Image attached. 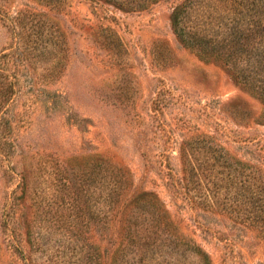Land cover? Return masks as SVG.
Segmentation results:
<instances>
[{
  "label": "rangeland",
  "instance_id": "rangeland-1",
  "mask_svg": "<svg viewBox=\"0 0 264 264\" xmlns=\"http://www.w3.org/2000/svg\"><path fill=\"white\" fill-rule=\"evenodd\" d=\"M182 2L0 0V69L14 88L0 125V264H264L255 225L192 206L183 186V146L192 163L216 149L264 180V102L180 42ZM231 6L195 0L184 18L222 36ZM118 170L125 190L158 197L179 248L137 262L126 244L112 257L100 191ZM83 177L85 197L73 186Z\"/></svg>",
  "mask_w": 264,
  "mask_h": 264
},
{
  "label": "trees",
  "instance_id": "trees-1",
  "mask_svg": "<svg viewBox=\"0 0 264 264\" xmlns=\"http://www.w3.org/2000/svg\"><path fill=\"white\" fill-rule=\"evenodd\" d=\"M193 2L195 0H183L173 10L172 24L180 42L196 45L205 56L222 59L235 81L264 102V0H231L229 10L233 16H227L229 26L222 36L209 35L204 26L187 25L188 19L185 20L184 16ZM1 77L0 125L6 110L4 104L14 89L12 81L7 80L6 73L0 69ZM1 136L0 133V139ZM211 151L195 164L182 147V181L186 193H192V206L218 208L230 213L240 223L249 227L255 225L264 237V180L224 152ZM98 165L95 164L93 169ZM92 180L83 177L73 185L79 187L81 197L88 194ZM125 183V176L118 170L112 174L109 189L103 185L100 191L106 192L103 199L109 209L111 226L116 230L115 238L110 239L112 243L117 242L112 257L121 255L126 244L139 254L137 262L147 257L148 250L179 248L176 233L169 228L170 221L165 218L158 197L152 192L125 190ZM18 187L20 194L15 199L19 205V200L26 194L27 183L21 182ZM223 190L225 193L221 195ZM197 252L205 255L202 251Z\"/></svg>",
  "mask_w": 264,
  "mask_h": 264
}]
</instances>
